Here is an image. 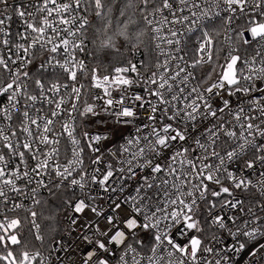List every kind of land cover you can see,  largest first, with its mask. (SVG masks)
Returning a JSON list of instances; mask_svg holds the SVG:
<instances>
[{
	"label": "snow or ice",
	"instance_id": "snow-or-ice-1",
	"mask_svg": "<svg viewBox=\"0 0 264 264\" xmlns=\"http://www.w3.org/2000/svg\"><path fill=\"white\" fill-rule=\"evenodd\" d=\"M0 264H264V0H0Z\"/></svg>",
	"mask_w": 264,
	"mask_h": 264
}]
</instances>
